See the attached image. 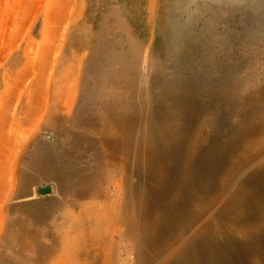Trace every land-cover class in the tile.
Segmentation results:
<instances>
[{"label":"rangeland","instance_id":"1","mask_svg":"<svg viewBox=\"0 0 264 264\" xmlns=\"http://www.w3.org/2000/svg\"><path fill=\"white\" fill-rule=\"evenodd\" d=\"M157 79L227 91L231 121L260 112L264 0H0V264L60 251L81 207L70 193L119 178L87 121ZM113 238L115 264H137L135 240Z\"/></svg>","mask_w":264,"mask_h":264},{"label":"bare ground","instance_id":"2","mask_svg":"<svg viewBox=\"0 0 264 264\" xmlns=\"http://www.w3.org/2000/svg\"><path fill=\"white\" fill-rule=\"evenodd\" d=\"M163 84L157 79L139 102L102 99L87 126L119 178L72 191L81 207L69 214L60 251L34 245L28 261L115 264L113 237L127 235L137 264H264V105L231 121L227 91Z\"/></svg>","mask_w":264,"mask_h":264},{"label":"water","instance_id":"3","mask_svg":"<svg viewBox=\"0 0 264 264\" xmlns=\"http://www.w3.org/2000/svg\"><path fill=\"white\" fill-rule=\"evenodd\" d=\"M50 192H51V189H49V188H45V189L40 190V194H42V195L48 194Z\"/></svg>","mask_w":264,"mask_h":264}]
</instances>
